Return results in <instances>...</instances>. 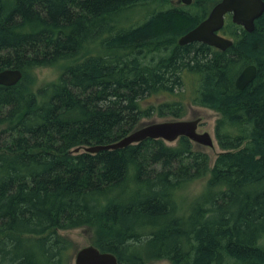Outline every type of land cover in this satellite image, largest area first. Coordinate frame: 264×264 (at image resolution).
Wrapping results in <instances>:
<instances>
[{
    "label": "trees",
    "instance_id": "1",
    "mask_svg": "<svg viewBox=\"0 0 264 264\" xmlns=\"http://www.w3.org/2000/svg\"><path fill=\"white\" fill-rule=\"evenodd\" d=\"M218 1L0 0V71L23 74L0 87V264H71L58 232L72 229L119 264H264V13L250 33L227 17L225 51L178 45ZM249 64L257 76L238 90ZM50 67L56 80L33 89ZM157 94L175 99L142 106ZM187 105L217 115L211 166L186 137L75 152ZM207 176L199 196L178 195Z\"/></svg>",
    "mask_w": 264,
    "mask_h": 264
},
{
    "label": "water",
    "instance_id": "2",
    "mask_svg": "<svg viewBox=\"0 0 264 264\" xmlns=\"http://www.w3.org/2000/svg\"><path fill=\"white\" fill-rule=\"evenodd\" d=\"M186 6L193 0H180ZM264 13V0H219L209 14L193 29L178 39L179 46L191 43H202L220 51L230 48L233 41L219 34L225 23V16L231 15V21L241 26L246 32L254 30L255 21ZM22 72L18 69H4L0 71V87H10L22 79ZM257 76V68L253 64L245 66L237 75L234 85L238 90L244 89ZM200 118L191 120H170L164 122H150L130 132L120 140L85 148H78L75 152L96 154L104 150H118L136 145L147 139H161L166 143H174L180 137H186L191 142L213 147V139L209 133L197 131ZM74 264H119L116 257L98 248L88 245L79 249L74 256Z\"/></svg>",
    "mask_w": 264,
    "mask_h": 264
},
{
    "label": "rangeland",
    "instance_id": "3",
    "mask_svg": "<svg viewBox=\"0 0 264 264\" xmlns=\"http://www.w3.org/2000/svg\"><path fill=\"white\" fill-rule=\"evenodd\" d=\"M173 4H177V0H172ZM152 7H156L155 4L148 5L147 7H138L135 10H133L129 15L125 16L126 19L123 21L124 25H131V24H137L141 22L143 19H145L148 15L147 13L152 10ZM136 21V22H135ZM131 22V23H130ZM60 74V68L59 67H50V68H39L35 69V71L32 73V78L35 80L34 88L36 89L38 87H41L43 85H46L50 82H53L56 80V78ZM175 97H172L171 95L166 94H157L155 96H151L146 101L142 102V106H157L158 104L165 103V102H172ZM187 111L183 118L184 120H191L195 118L201 119V124L198 127V132L203 133L207 132L210 134V136L213 139V147H203L202 150L205 151V153L208 154L210 158V166L212 165L213 161L215 160V157L218 153L221 152L219 149L217 142L215 140L214 136V126L215 121L217 119V115L212 110L187 105L186 106ZM173 120L171 117L166 118H160L157 114L152 115L151 118L144 119L143 123L147 124L150 122H164V121H170ZM174 143H167L168 145H174ZM207 177L194 180L190 184H188L184 189H182L179 192V196L184 198L185 201H190L196 196H199L205 187V183L207 181ZM92 233L87 232L84 229H72V230H66V231H59L58 235L61 237L67 239L70 242V249H68V257H70V263L74 264V256L77 250L90 245L91 241V235ZM159 264H169L166 261H161Z\"/></svg>",
    "mask_w": 264,
    "mask_h": 264
},
{
    "label": "flooded vegetation",
    "instance_id": "4",
    "mask_svg": "<svg viewBox=\"0 0 264 264\" xmlns=\"http://www.w3.org/2000/svg\"><path fill=\"white\" fill-rule=\"evenodd\" d=\"M192 3H193V2H192ZM151 5H153V4H150V6H151ZM169 5H175V6H181V5H182V6H186V5L182 4V3L180 2V0H177V4H173V3H172V0H170ZM189 6H190V5H189ZM154 8H155V7H152V10H151L149 13H152V11L154 10ZM211 9H212V8H211ZM211 9H210V10H211ZM209 12H210V11H209ZM209 12H208V14H209ZM208 14H207V15H208ZM206 17H207V16H206ZM206 17H205V18H206ZM227 17H230V18H231V15L228 14V15H226V18H227ZM205 18H204V19H205ZM200 124H201V122L198 124V127L200 126Z\"/></svg>",
    "mask_w": 264,
    "mask_h": 264
},
{
    "label": "bare ground",
    "instance_id": "5",
    "mask_svg": "<svg viewBox=\"0 0 264 264\" xmlns=\"http://www.w3.org/2000/svg\"><path fill=\"white\" fill-rule=\"evenodd\" d=\"M152 3V2H151ZM138 7V6H137ZM127 14V13H126ZM136 22V21H135ZM131 23V22H130ZM127 25V24H126ZM196 74H198V73H196ZM198 198V197H197Z\"/></svg>",
    "mask_w": 264,
    "mask_h": 264
}]
</instances>
